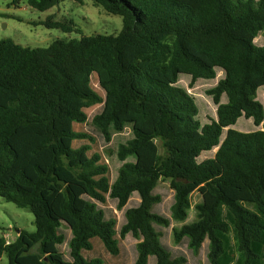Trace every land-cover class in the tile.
Listing matches in <instances>:
<instances>
[{"label": "trees", "instance_id": "16d2710c", "mask_svg": "<svg viewBox=\"0 0 264 264\" xmlns=\"http://www.w3.org/2000/svg\"><path fill=\"white\" fill-rule=\"evenodd\" d=\"M93 2L118 34L0 39V197L36 226L0 262L109 264L96 249L130 237L131 264H264V0ZM127 127L114 177L101 150Z\"/></svg>", "mask_w": 264, "mask_h": 264}, {"label": "rangeland", "instance_id": "374dc122", "mask_svg": "<svg viewBox=\"0 0 264 264\" xmlns=\"http://www.w3.org/2000/svg\"><path fill=\"white\" fill-rule=\"evenodd\" d=\"M51 15L58 21H74L79 32L64 33L60 29H49L42 25L41 22ZM122 28V17L109 14L101 6L96 5L93 0H61L58 5L45 12L31 8L27 0H0V39H12L23 47L47 48L56 40L79 39L82 36L94 34L116 35ZM256 44L264 46V33L256 39ZM182 82L188 84L186 79H183ZM209 87V84L199 85L196 91L202 96ZM76 129L80 131L78 126ZM130 137L131 129L127 127L123 133L114 134L111 145L101 150L114 177L122 165V162L117 158V148L119 144L125 143ZM155 142L159 147L160 155L164 156L162 140L156 139ZM82 143H77L75 146H80ZM169 183V179H162L159 185L168 188ZM200 201V194L195 192L192 195L193 205ZM194 219L195 210L192 208L188 222ZM34 221L35 217L29 210L19 208L14 203L0 197V237H7L6 240L11 243L16 240L18 230L34 232L36 230ZM135 244L136 241L130 237L126 241H122L121 254L115 258L100 247L96 249V252L104 255L109 264H131L130 248ZM0 264H8L6 255L2 257Z\"/></svg>", "mask_w": 264, "mask_h": 264}, {"label": "built area", "instance_id": "2783aa9c", "mask_svg": "<svg viewBox=\"0 0 264 264\" xmlns=\"http://www.w3.org/2000/svg\"><path fill=\"white\" fill-rule=\"evenodd\" d=\"M7 238V237H6ZM7 244H10V242L9 241H7Z\"/></svg>", "mask_w": 264, "mask_h": 264}]
</instances>
